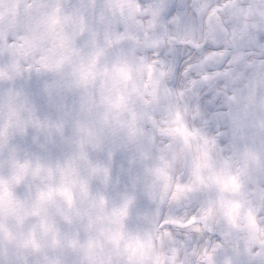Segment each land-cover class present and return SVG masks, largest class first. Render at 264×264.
<instances>
[{
  "label": "snow or ice",
  "instance_id": "obj_1",
  "mask_svg": "<svg viewBox=\"0 0 264 264\" xmlns=\"http://www.w3.org/2000/svg\"><path fill=\"white\" fill-rule=\"evenodd\" d=\"M0 264H264V0H0Z\"/></svg>",
  "mask_w": 264,
  "mask_h": 264
}]
</instances>
